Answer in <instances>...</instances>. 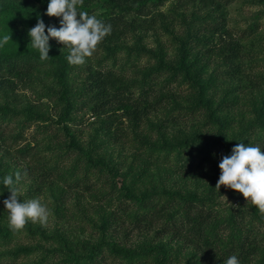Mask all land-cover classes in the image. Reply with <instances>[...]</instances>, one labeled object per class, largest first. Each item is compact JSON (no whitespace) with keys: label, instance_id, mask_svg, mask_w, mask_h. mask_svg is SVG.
Wrapping results in <instances>:
<instances>
[{"label":"trees","instance_id":"trees-1","mask_svg":"<svg viewBox=\"0 0 264 264\" xmlns=\"http://www.w3.org/2000/svg\"><path fill=\"white\" fill-rule=\"evenodd\" d=\"M46 7L0 0L12 37L0 52V181L19 173L18 200L50 193L55 203L53 225L12 231L0 182V264H264V213L215 188L235 143L263 139L264 152V0H83L111 26L83 64L55 39L46 61L31 48L38 15L59 26ZM150 34L160 38L141 64ZM238 106L245 126L231 116ZM91 118L83 140L74 127ZM188 118L220 124L217 138L197 148L181 129ZM127 141L139 154H123ZM22 233L38 237L29 246Z\"/></svg>","mask_w":264,"mask_h":264},{"label":"clouds","instance_id":"clouds-1","mask_svg":"<svg viewBox=\"0 0 264 264\" xmlns=\"http://www.w3.org/2000/svg\"><path fill=\"white\" fill-rule=\"evenodd\" d=\"M83 0H47L45 14L59 18L55 24L46 25L37 16L36 24L28 29L30 46L39 54L41 61L49 58L50 39H55L67 47L66 57L70 64H83L87 57H91L97 44L110 33L111 26L106 25L96 15L80 9ZM12 41L11 35L0 28V52H4ZM220 175L215 188L221 185L237 190L250 200L261 213H264V152L259 145L245 143L235 144L230 154L222 156L218 163ZM19 173L5 175L2 184L9 191L3 200L7 210V225L10 230L23 229L28 221L47 224L50 210L37 198L18 200L20 190L15 186L19 181ZM3 192V191H2ZM0 192V194H2ZM225 264H240L238 256H229Z\"/></svg>","mask_w":264,"mask_h":264},{"label":"rangeland","instance_id":"rangeland-1","mask_svg":"<svg viewBox=\"0 0 264 264\" xmlns=\"http://www.w3.org/2000/svg\"><path fill=\"white\" fill-rule=\"evenodd\" d=\"M170 2V1H169ZM169 2H167V4L163 7V8H167V6L169 5ZM179 31L180 32H182V28L181 27H179ZM160 38V35H158V34H150L148 37H147V39H146V41H147V48L148 49H146V50H144V51H142V54H143V60H140L139 62H141V64L142 63H147V60L150 58V56H152L151 54L152 53H154V51H153V49H155V47H156V45H157V43H158V39ZM163 42H165V43H169V44H171V43H173V40H171L170 39V37H168V36H164L163 37ZM166 58H168V59H170L171 57L169 56V57H166ZM151 61H153L154 59L153 58H151L150 59ZM130 68H128L127 70H126V73L127 74H131V69L129 70ZM132 75V74H131ZM177 86V85H176ZM178 88H179V90L180 91H184V90H186V86L185 85H182V86H180V85H178ZM134 90H136V92L138 91V89H136L135 87H134ZM29 93H31V91L29 90V92H28V94ZM241 111H240V106H238V109L236 110V109H234L232 112H231V116H236V115H238V121H240V123L241 124H246V122H244V121H242V119L241 118H239V113H240ZM193 118H188V120H183V121H181L180 122V125L182 126V128L181 129H186L187 131H190L189 132V136L190 137H194V138H198V139H194L196 142L197 141H199V143L198 144H195V146H197V148H201V144L200 143H202L203 145L204 144H207V143H205L206 141H209V142H211L212 143V140H215V138H217V134H216V131H219V128L221 127V125L220 124H209V125H207V124H205V125H203V126H201V127H199V126H197V125H195V124H193V122H194V120H192ZM93 121H94V118H91L90 120H84V123L78 128L77 126H75L74 128L75 129H77V132L79 133V135L81 136V138L83 139V140H87V136H88V129H89V127H92V123H93ZM184 122V123H183ZM251 124V123H250ZM250 124L248 125V126H250ZM245 126V125H244ZM130 126H128V128H129ZM251 128H254L255 130H257V129H259V127L258 126H256V125H254V126H252ZM33 128H31V130H32ZM180 129V128H179ZM178 130V129H177ZM131 132L130 133H132L133 134V132H132V130H130ZM225 134H227L228 135V137L230 138V140H231V142H233V143H235V142H238V137H237V135L236 134H238V133H235V131H232V129H231V127L228 129V130H225L224 129V131H223ZM136 133H137V131H136ZM30 135V134H29ZM131 137H133V136H131ZM257 141V140H256ZM263 142V139H261V140H259V142L257 143V145H259L260 146V144ZM125 144H126V146H124L123 148H124V150H123V154H125V153H132V152H135L136 154H139V153H137L136 152V150H135V147H133V146H129V144H130V142L129 141H127V142H125ZM236 144V143H235ZM252 145V144H251ZM147 156V155H146ZM123 158V157H122ZM124 159V158H123ZM125 160V162H126V164H129V163H131L132 161H133V156H131V157H128V158H126V159H124ZM137 162L138 161H136V164H137ZM123 163H121V165H122ZM126 164L124 165V169H127V167L129 166V165H127L126 166ZM181 175H178V174H175V177L178 179V182H180V184L181 183H190V181L189 180H187L186 178H182V177H180ZM26 181H29V179H27ZM132 183V182H131ZM135 183H132V185H134ZM179 184V183H178ZM180 184L179 185H177V186H179L180 187ZM20 188H21V192L20 193H22V194H24V193H26V189H24V188H22L21 186H20ZM235 193L233 194V195H235L234 197H233V199H232V201L234 202V203H236L237 201H239V200H243V201H247L246 200V198H244L243 197V195L241 194V193H239L237 190H235L234 191ZM25 195V194H24ZM37 199H39L40 201H41V203H43L44 205H46V207L50 210V215H49V217H48V221H47V226H50V225H53V223H54V211H53V206L55 205V203H54V201H53V199L51 198V195H50V193H48V194H45V195H41V196H38V197H36ZM28 199H33V198H28ZM27 200V199H26ZM68 201L70 202V205H71V200H69L68 199ZM250 201V200H249ZM74 205H76V203L74 202V203H72V205L71 206H74ZM235 205V204H234ZM35 224H38V222H36ZM37 237H38V235H36V236H27V234L26 233H22L21 234V237H20V243H23V244H26V245H32L33 243H35V240L37 239ZM30 259V257H27L26 258V260H29ZM18 260H22L23 261V259H22V257L21 256H19V259Z\"/></svg>","mask_w":264,"mask_h":264}]
</instances>
